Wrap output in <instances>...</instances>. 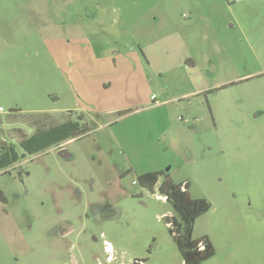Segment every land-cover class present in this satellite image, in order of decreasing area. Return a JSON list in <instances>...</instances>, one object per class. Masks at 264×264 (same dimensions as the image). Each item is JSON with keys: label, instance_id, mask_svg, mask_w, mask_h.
Masks as SVG:
<instances>
[{"label": "rangeland", "instance_id": "1", "mask_svg": "<svg viewBox=\"0 0 264 264\" xmlns=\"http://www.w3.org/2000/svg\"><path fill=\"white\" fill-rule=\"evenodd\" d=\"M0 107L88 127L0 171V264H182L156 172L201 264H264V0H0Z\"/></svg>", "mask_w": 264, "mask_h": 264}, {"label": "trees", "instance_id": "2", "mask_svg": "<svg viewBox=\"0 0 264 264\" xmlns=\"http://www.w3.org/2000/svg\"><path fill=\"white\" fill-rule=\"evenodd\" d=\"M5 114V118L0 117V171L25 156H33L69 140L82 138L88 132L81 114L74 117L70 116L71 112H67L59 120H54L45 113L22 115L14 109ZM3 124L17 127L5 129ZM160 176L163 177L158 186V196L163 197L172 208V215L166 218V225L182 259L181 263L201 264L207 261L214 255L213 245L205 236L193 239L192 229L195 220L208 212L210 203L203 198H191L188 182L174 183L163 172L145 173L137 177V182L152 191Z\"/></svg>", "mask_w": 264, "mask_h": 264}, {"label": "flooded vegetation", "instance_id": "3", "mask_svg": "<svg viewBox=\"0 0 264 264\" xmlns=\"http://www.w3.org/2000/svg\"><path fill=\"white\" fill-rule=\"evenodd\" d=\"M194 94H196V93H194ZM193 95V94H192ZM64 145H65V143L63 144H59V145H57V146H55L54 147V149H56L57 150V154L61 151V150H63V151H66L65 149H64ZM59 155V154H58ZM60 156V155H59ZM60 157H62V156H60ZM63 158V157H62ZM64 159V158H63ZM20 161V160H19ZM18 163V162H17ZM17 163H15V164H13V165H10L9 167H11V166H14V165H16ZM1 199H3V198H1ZM4 201V200H3ZM2 201V202H3ZM71 232V229L70 228H68V227H65V226H59L58 227V233L60 234V236L61 237H65V236H67L69 233ZM109 248H111V246H110V244H109V242H106L105 241V243H104V246H103V249H104V252L107 254V256H106V262H112L113 260H114V257H112V253H113V249L111 248V251H109ZM65 264H77L76 263V261H75V258L71 255L70 256V259H69V261L68 262H66ZM103 264V263H102ZM106 264V263H105ZM131 264H138V262L137 261H134L133 263H131Z\"/></svg>", "mask_w": 264, "mask_h": 264}, {"label": "water", "instance_id": "4", "mask_svg": "<svg viewBox=\"0 0 264 264\" xmlns=\"http://www.w3.org/2000/svg\"><path fill=\"white\" fill-rule=\"evenodd\" d=\"M58 154L60 156H62L64 159L70 157V155H68L67 151L61 150Z\"/></svg>", "mask_w": 264, "mask_h": 264}, {"label": "built area", "instance_id": "5", "mask_svg": "<svg viewBox=\"0 0 264 264\" xmlns=\"http://www.w3.org/2000/svg\"><path fill=\"white\" fill-rule=\"evenodd\" d=\"M3 114H5V111L3 110L2 107H0V115H3Z\"/></svg>", "mask_w": 264, "mask_h": 264}, {"label": "snow or ice", "instance_id": "6", "mask_svg": "<svg viewBox=\"0 0 264 264\" xmlns=\"http://www.w3.org/2000/svg\"><path fill=\"white\" fill-rule=\"evenodd\" d=\"M109 251H111V248H109Z\"/></svg>", "mask_w": 264, "mask_h": 264}, {"label": "crops", "instance_id": "7", "mask_svg": "<svg viewBox=\"0 0 264 264\" xmlns=\"http://www.w3.org/2000/svg\"><path fill=\"white\" fill-rule=\"evenodd\" d=\"M111 246V245H110ZM112 248V247H111Z\"/></svg>", "mask_w": 264, "mask_h": 264}]
</instances>
